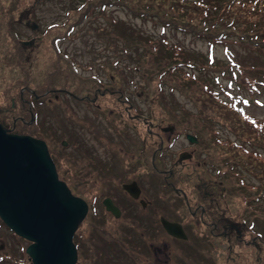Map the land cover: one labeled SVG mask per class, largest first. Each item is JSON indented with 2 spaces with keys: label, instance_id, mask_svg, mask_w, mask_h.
Wrapping results in <instances>:
<instances>
[{
  "label": "rangeland",
  "instance_id": "1",
  "mask_svg": "<svg viewBox=\"0 0 264 264\" xmlns=\"http://www.w3.org/2000/svg\"><path fill=\"white\" fill-rule=\"evenodd\" d=\"M71 3L72 1L70 0H0V122L12 132L31 135L38 132L37 135L39 137L47 139L50 148L55 144L54 137H51L54 134L53 130L58 125L60 127L63 125L60 119L62 115L56 116L59 113H63V117L68 119V123L72 122L79 132H82V128L79 125L83 123H87L88 125L86 126L95 132L94 137L98 139H94L91 134H89L90 136L85 135L87 139L94 140L92 150L94 154L91 159L87 151L82 148L78 149L75 144L79 156L82 155L77 163L78 166L82 167L76 177L68 176L66 171V168L71 165V159L67 157V154L59 149H53V153L57 157L60 177L66 181L75 195L80 196L88 203L90 208V213L80 223L75 232L79 250L76 264H110L106 252L109 251V247L112 248L114 246L115 242L118 243L120 248L119 256L118 245L115 246L117 251L113 255L115 264H134L132 259L136 260V253L130 239L132 236L131 232L135 230L134 227H137L136 222L140 216L136 217L135 209H132L130 217L125 215L124 219L115 218L112 215L107 217L105 213L101 212V209L99 214L97 211L99 199L105 196H114V191L119 193L118 178L119 176L121 178L120 174L123 169L127 172L131 171L130 175H134L137 171H143L144 163H146L145 171L149 172L151 169L153 176L151 180V190L153 192L151 198L154 201L150 214L152 213L154 225H160L158 217L162 213L165 217L177 220L188 226L197 227L202 225L212 228V223L210 222L212 221V215L204 214L206 223L202 224L203 220L199 218L200 214L191 215L188 208L184 205L182 197L178 196L174 189L183 188L188 196H193L190 191L192 185L197 182L196 173L193 172V169L194 171L195 169L197 170L203 181H207L209 176L216 177L215 175H218L222 180V184L226 187V197L228 199L227 204H222L226 209L224 210L220 204L218 212L229 222L238 225L246 233L240 239L243 242L234 239L232 253L229 256V246L225 241V237L213 230V241L209 243V246L214 263L264 264V233L258 235L257 233L261 231L258 232L257 229H254L256 225L251 221L254 216L257 217L258 215H260L259 218H264V202L259 205L255 200V198L258 200L264 199V196H258L259 193H263V190L262 192L258 191V187H261L264 175L261 170H244L243 177L247 184L244 183L241 186L240 176L238 174H235V177L230 176L231 173L227 170L230 163L228 159L231 154L233 155L230 145L233 142L238 146V150H244V153L251 150L257 158L262 156L261 158L264 161V146L258 147L255 145L256 148L253 146L248 149L246 147L251 145L246 143V137H240L232 130L231 127L240 129L239 123L242 122H239L238 115L226 105V103L231 104L233 108L238 109L244 115L258 121V128L262 127L260 131L255 136L254 133L248 132L249 129L246 126L244 133L247 136L253 137L256 141H260L257 138L259 134L264 138V96L260 95L261 102L259 101V103L247 102L248 99L246 98L248 97H245V95L248 94L237 86L239 78H237V74L247 75L255 66L252 67L244 58H237L236 54H245L242 53L243 50L247 53L251 51H247L248 47L241 44H232L233 48L226 50L224 46L211 45L210 42L199 41L197 38L183 35V33L175 32V30L169 28H157L152 26L150 22L140 23V19H138L139 24L147 30L156 28L157 31L164 32V34L160 35L166 38L170 37L172 42L177 40L179 43L186 45V49L196 47V49L203 51L208 58V62H211V64L215 62L217 70L209 71L213 67L212 65H209V67L205 66L204 69L201 68L200 70V85L205 84L208 90L205 87L200 90L196 85H182V90L172 91L171 98L157 99L153 90L154 85L151 90H148V88L144 87L145 84H142L132 86L126 92L124 89V92L119 94L120 83L118 81L112 83L113 81L102 80L105 86L96 81L91 84L83 81L84 73L85 75L96 73V67L101 63L103 64L104 60L110 59L106 58L107 55L115 56L114 59H110L113 64L107 69L111 72H118L120 81L122 72L118 67L130 73L122 65L123 60L119 62L116 59L117 55L120 54L121 56L122 52L117 51L114 53L117 48L120 50V40L113 32L111 23L114 18L130 22L135 21L132 17H137V15L134 16L135 14L128 13L125 9L122 10L117 4V0H112V3L116 6H106L104 12L100 5L89 3L88 0L80 7L86 8L87 4L88 8L91 7L90 11L88 13L85 12L84 16L80 14L83 10L77 11L76 17L81 20L72 31L71 28L68 29V26L73 22L72 18H68V10L74 6ZM227 5L228 3L224 7ZM246 6L248 5L246 4ZM28 8H31V10H27ZM10 18H12V21L9 24ZM243 19H251V15L248 13V16L243 17ZM34 21L40 25V29L46 31L53 28H49L53 23H59V25L45 35L39 34L38 28H31V23ZM243 27L246 30H251L252 26ZM10 29L13 34L7 35ZM109 30L110 33H107ZM16 34H19V37L23 39L37 38L35 43L30 44L28 47L23 46V48H20L21 45L15 38ZM55 37H66L60 44L63 50L69 51V60L70 58L72 60L78 59V61L72 62L73 66L68 67L67 62L57 56L52 44V38ZM238 46L243 50L237 49L235 54L234 48ZM16 51L21 56L18 58L22 59L17 60ZM37 52L38 54L34 56ZM7 53H10L7 56L14 57L10 64L6 63ZM249 57H251L250 53ZM124 61L126 60L124 59ZM57 64L62 65V68H57ZM131 65H129L130 68H132ZM111 66H116L117 68L113 67L111 69ZM184 70L193 71L191 67L190 69L184 68ZM103 72L107 74L105 71ZM103 72H101V76ZM101 76L96 75L95 78L97 79ZM206 76L207 78H205ZM247 78L254 82L251 74ZM135 80L138 81V84L142 83L138 75H136ZM10 85H13V91L8 89ZM51 87H65L70 90L80 91L81 94L79 96L89 95L90 99H95L93 102L96 108L86 109L82 103L73 104L65 101L59 107L50 108L46 103H42V105L37 107L39 109L38 119L36 122L34 121V124H31L32 127L29 129V127L22 125L21 122H28L20 119L24 117L30 118V115L28 107L20 103L16 89L22 90L24 96V92L27 90L30 91V94L34 92L40 93V90H47ZM96 89L99 90L95 94ZM209 92L215 99L209 96ZM126 95L133 96L132 112H129L128 102L123 100V96ZM28 96L29 100H31L32 96L26 95V97ZM209 97H212V99ZM253 100L256 101L255 99ZM136 115L140 117H132ZM142 115L146 116V118L144 119ZM150 120L152 123H150ZM240 120L246 121L245 118ZM45 125L50 129L45 127ZM104 131L107 132L106 135L103 133ZM119 132H121L120 136L118 135ZM185 133L196 134L200 139V146H194L189 143L185 138ZM159 137L163 140L161 141L162 146L159 142ZM143 141H146L144 152ZM71 142L74 144L73 141ZM134 142L136 145L131 146ZM62 143L63 140H60L59 144L62 145ZM104 143H107V147H112V153L107 156H110L112 161L118 162L119 165L107 166L108 169H102L99 172L90 170L89 165L96 168L92 166V163H97L98 159L103 164L104 154H107ZM164 148L169 152L170 164H165L164 168H160L162 164L160 166L156 164L157 169L164 170L161 173L152 169V164L155 161L157 163V158L160 155V152L155 154V151L163 150ZM193 148H196L198 153L190 156V158L185 157L177 161L181 157L183 149H187L186 154L188 155ZM260 154L262 155L260 156ZM152 155L155 157L154 160ZM228 155L229 157H226ZM242 157L245 156L242 154ZM257 158L254 159V165L260 164L261 167L264 166L260 162L258 164ZM129 159L136 163L137 169L135 171L131 169V166H125ZM173 161L178 162V164L176 162L178 166L174 169L169 167ZM110 169L112 172L109 171ZM170 169L171 176L168 175ZM205 169L206 171L204 172ZM217 169H219V172ZM86 172H88V175H86ZM163 177H167L169 185L165 184ZM190 178L193 182L189 180ZM245 192L247 193L246 195ZM194 193L196 192L194 191ZM144 211L142 210V212ZM260 212L263 216H261ZM100 216L102 217L101 219H99ZM142 219L144 221L145 218ZM216 220L219 221L217 218ZM137 223L139 225V222ZM95 224L101 225V227H96ZM116 236L121 238L118 239ZM153 240L155 239H152V249H158L156 248L157 244ZM27 244L28 241L12 233L0 222V256H11L21 260L16 263L14 261L13 264H29L27 260L25 261L21 258V251ZM168 245L166 255H160L158 261L154 258L155 251H146V254L143 250L140 251L148 258L140 264H202L201 261L197 262L191 259V256H188L192 253L189 246L178 244L175 241H170ZM129 247L132 249V254L131 259L128 261L130 258Z\"/></svg>",
  "mask_w": 264,
  "mask_h": 264
},
{
  "label": "trees",
  "instance_id": "2",
  "mask_svg": "<svg viewBox=\"0 0 264 264\" xmlns=\"http://www.w3.org/2000/svg\"><path fill=\"white\" fill-rule=\"evenodd\" d=\"M70 1H72L71 4L74 6L68 10V18H72L73 22L68 26V29L71 28L73 31L81 20H78L76 17L77 11L80 9L83 10L80 14L84 16L85 12L88 13L91 7L88 8L87 4L86 8L80 7L88 0ZM90 2L100 5L103 12L106 6H116L112 3V0H89V3ZM226 3H228V5L224 7ZM117 4L122 10L125 9L128 13H133L135 14L134 16L137 15V17H132L135 21L130 22L128 20H116L114 18L111 23L113 32L120 40V50L117 48L114 50V53L117 51L122 52L121 56L118 54L116 59L119 62L123 60L122 65L130 72L128 73L127 70L118 67L122 72L119 92H124V89L126 92L132 86L142 84H145L144 87L151 90L154 85L153 90L155 91L154 94L157 99H168L172 97L171 93L173 90H182V85H196L200 90H202L203 87L208 90L205 84L202 86L200 85V70L201 68L204 69L205 66L209 67V65L213 66L209 71L217 70L215 62L213 64L208 62V58L203 51L196 49V47L186 49V45L179 43L177 40L172 42L170 37L166 38L160 35L164 34V32L157 31L156 28L150 30L143 28L138 22V19H140V23L150 22L154 27H161V29L169 28L175 30V32L183 33V35L197 38L199 41H205L206 43L210 42L211 45L224 46L226 50L233 48L232 44H241L248 47L247 51H251L249 52L251 56L249 58V53L240 48V46L234 48L235 54L237 49H242V53H245L242 55L236 54L237 58H244L252 67L255 66L247 75L242 73L237 74V78L239 77L237 86L241 87L245 93L248 94L245 95V97H248L246 98L248 99L247 102H261L260 95H262V97L264 96V0H241L239 2L238 0H229V2H227V0H117ZM246 4L248 6H246ZM27 10H31V8ZM248 13L251 15V19L244 20L243 17L248 16ZM11 21L12 18L9 19L8 23L10 24ZM58 25L59 23L55 24V26ZM243 26L252 27L251 30H246ZM107 33H110V30ZM7 35H12V30H9ZM20 48H23V46L21 45ZM17 52L18 51H16L17 56L14 54L17 60L22 59L18 58L21 56ZM9 54L10 53L6 54L7 64H10L14 60L13 56H7ZM37 54L38 52L35 53L34 56ZM114 57V55L106 56V58L110 59H114ZM110 59L104 60L103 65L101 63L100 66L97 67L99 74L105 71L107 74L111 75L114 72L108 71L107 69L113 64ZM124 59L126 61H124ZM129 65H131L132 68H130ZM113 67L117 68L116 66H111V69H113ZM190 67L193 69L192 72L190 70H184V68L190 69ZM57 68H62V65H58ZM250 74L254 82H251V80L247 78L250 77ZM104 75L106 76L103 72L102 76L105 77ZM136 75L140 77L142 83L138 84V81L135 80ZM205 78H207V76ZM12 86L10 85L8 89L12 90ZM16 91L18 92L19 98L20 89L17 88ZM24 93L27 95L30 94L29 91H25ZM209 94V96L215 99L210 92ZM212 97L209 98L212 99ZM22 104L30 107L28 103L26 105V103L24 104V102H22ZM226 105L232 112L238 115L239 122H242L239 123L240 129L231 128L238 136L246 137V143L251 145L246 148L251 149L253 146L255 147V145L258 147L264 146V138L261 137L260 134L257 136L260 141H256L253 137L247 136L244 133L247 126L249 129L248 132L254 133L256 136L260 128H262H258V121L244 115V113L240 112L238 109L233 108L231 104L226 103ZM9 109L11 108L9 107ZM241 118H245L246 121H241ZM230 145L233 155L231 154L228 159L230 163L228 164L227 170L230 171V176H234L235 174L240 176L241 186L246 183L243 177L244 170H261L264 175V166L261 167L259 164V162L262 165L264 164L261 158L262 154H260L261 157L258 156L260 158L259 160L253 151H245L244 153V150H238L236 143L233 142ZM242 154L245 157H242ZM226 157H229V155ZM256 158L259 164L257 166L254 165V159ZM217 170L219 172V169ZM215 176L221 179L220 176ZM209 177L212 178V176ZM262 190L264 193V181L261 187H258L259 192H262ZM263 193H259L258 196H264ZM246 194L245 192V195ZM255 200L259 205L264 202V199L258 200L255 198ZM259 216L260 215L257 217L254 216V219H251V221L253 224L255 223L258 231L264 233V218H259ZM261 216L263 215L261 214ZM101 218L102 217L99 219ZM95 226L101 227V225L97 224H95ZM115 251V246H113L112 248L109 247V251L106 252L110 264H115V259L113 258ZM21 258L25 261L27 260L24 250L21 251ZM14 261L16 263L21 260H17L16 257L11 256H0V264H13Z\"/></svg>",
  "mask_w": 264,
  "mask_h": 264
},
{
  "label": "water",
  "instance_id": "3",
  "mask_svg": "<svg viewBox=\"0 0 264 264\" xmlns=\"http://www.w3.org/2000/svg\"><path fill=\"white\" fill-rule=\"evenodd\" d=\"M104 204L118 213L110 199ZM87 211L86 202L58 177L46 142L0 123V219L30 241L25 249L30 263L75 264L72 238ZM162 222L169 233L184 237L179 224Z\"/></svg>",
  "mask_w": 264,
  "mask_h": 264
},
{
  "label": "flooded vegetation",
  "instance_id": "4",
  "mask_svg": "<svg viewBox=\"0 0 264 264\" xmlns=\"http://www.w3.org/2000/svg\"><path fill=\"white\" fill-rule=\"evenodd\" d=\"M60 88H63V87H51L50 89L54 90V89H60ZM98 90L99 89H96L95 94L97 93ZM114 90H117V89H114ZM118 91L120 90L118 89ZM68 96L71 97L70 99H68L69 101L84 103V101L86 100V104L84 105H87V106L95 105V103L93 102L95 101V99L94 98L90 99L91 97H89L88 95L77 96V97H72L70 95ZM48 101L51 102L50 104L56 103L57 101H59V96L55 97L53 95V97L48 98ZM128 106L130 110L129 112H132L133 110L132 99L128 100ZM132 117H140V116L136 115ZM143 117L144 119L146 118V116H143ZM150 123H152L151 120H150ZM89 134H90L89 130H85L84 135L88 136ZM120 134L121 132L118 133L119 136ZM187 134L188 133H185V138L189 143H191L194 146H200V139L196 134H194L196 137L193 142L189 141ZM161 141L163 140L160 138L159 142L162 146ZM145 144H146V141L145 142L143 141L142 143L143 152L145 151V148H146ZM133 145H136L135 142L131 146ZM58 148H59L58 146H54L52 150L53 149L58 150ZM106 149H107V154H104L105 158H104L103 164L98 159L97 163L95 162L92 163V166H95L96 168L91 167L89 165L90 170H95L96 172H99V170L108 169L107 166H113L115 164L119 165L118 162L112 161V158L110 156H107L109 153H112V147L106 148ZM75 150H76V146L75 145L69 146V141H68L66 154H67V157L71 159V165L70 167L66 168V171L68 172V176L70 177H76L80 168L82 167V166L77 165V163L80 161V158L76 159L77 157H79V155L78 153L75 152ZM186 150L187 149H183V151L181 150L182 155L177 161H180L182 158H185V157L190 158V156H193L196 153H198L196 148H193L189 151L190 153H188L187 155ZM156 152H160V155L157 158V163L156 161L153 162L152 169H155L157 172L163 173L164 170L157 169L158 167L156 164H158L159 166L160 164H162L160 168H164L165 164H170L169 152L167 151L166 148H164L163 150L161 149L159 151H155V154ZM73 154L76 155L77 157L74 156ZM53 155L55 156V159L57 161V157L55 153H53ZM153 155H152V158L154 160L155 157H153ZM177 161H173L172 164L169 165V167L174 169L176 166H178ZM86 163L90 164L88 162ZM145 165L146 163L143 164L142 172L137 171L134 175H130L131 171L127 172L126 170L123 169V172L120 174L121 178L120 176L118 178L119 193H116L114 191L115 193L114 196H105L102 199H99V202H98L99 212L101 209V212L105 213L107 217L110 215H112L113 217L115 216L110 211H107L105 209V206L103 205L102 201L106 197H109L112 204L118 209L117 217L115 218L124 219L125 215H128L130 217L132 213V209H135L137 218L138 216H140L137 219V222H139V225L136 222L137 227H134L135 230L131 232L132 233L131 238L133 239V243H134L137 263L140 264L142 261H145L148 259L140 251L143 250L145 254L147 253L146 251H155L154 258L158 261V258L160 255H163V256L166 255L167 248L169 247L168 243L170 241L171 242L175 241L178 244L187 245L191 248L190 252L192 253L188 255V256H191V259H194L197 262L201 261L202 264H213L214 259L212 257L213 255L211 254V249L209 246V243H212L213 241V235H214L213 230L219 233L222 237H225V241L228 243V246H229V256H231V253H232L231 250H232V246L234 243V239H238V240L242 239V235L246 232H244L242 228L240 229L238 225H235L229 222L224 216H221L218 212L220 208V204L223 207L222 204H227V201H228L226 197V187L222 184V180L219 179L218 177H212V178L209 177L207 181H203L202 178L200 177V174L197 173V170L195 169L196 171L195 172L193 169V172L196 173V180H197V182H195L192 185V189L190 191L193 194V196H188L186 191L183 188L177 187L178 189L176 188L174 189L176 194L182 197L183 203L188 208L191 215H196V213L200 214L199 218H202L203 220L201 222L202 224L206 223L204 219V214L208 216L212 215L211 216L212 221H210L212 223V228H211V227L202 226V225H198L197 227L188 226L177 220L169 219L165 217L164 215H162L161 213L158 217L159 222H160V217H165L169 221L179 222L182 225V229H183L185 236L178 237V236L169 234L165 230V228L161 225V223L159 226L154 225L152 213L150 214V211H151L150 209H152L153 201H154V199L151 198L152 197L151 194H153L151 190V186H152L151 180L153 176H152L151 169L149 172L145 171ZM125 166H131V169L134 171L137 169L136 163L133 162L131 159H129V161L125 163ZM109 171L112 172L111 169ZM205 171L206 169L204 170V172ZM170 174H171V169L169 170L168 175ZM86 175H88V172H86ZM163 178H164L163 181H165V184L169 185V183L167 182L168 181L167 177H163ZM189 180L191 181V178ZM194 191L196 193H194ZM223 209L225 210L226 208L223 207ZM142 210H145V211L142 212ZM142 218H145L144 221H142L143 220ZM216 218L219 219V221L216 220ZM130 227L132 228V226ZM254 229H256V227H254ZM260 233H257V234L259 235ZM161 234H164V235H161ZM152 239H155L153 241L157 244L156 248L158 249H152ZM202 241H203V245H202ZM240 242H243V241L240 240Z\"/></svg>",
  "mask_w": 264,
  "mask_h": 264
}]
</instances>
